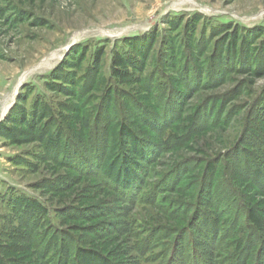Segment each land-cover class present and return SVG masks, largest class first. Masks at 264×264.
I'll list each match as a JSON object with an SVG mask.
<instances>
[{"label":"rangeland","instance_id":"374dc122","mask_svg":"<svg viewBox=\"0 0 264 264\" xmlns=\"http://www.w3.org/2000/svg\"><path fill=\"white\" fill-rule=\"evenodd\" d=\"M0 264H264V0H0Z\"/></svg>","mask_w":264,"mask_h":264},{"label":"trees","instance_id":"16d2710c","mask_svg":"<svg viewBox=\"0 0 264 264\" xmlns=\"http://www.w3.org/2000/svg\"><path fill=\"white\" fill-rule=\"evenodd\" d=\"M123 60L120 57H116L113 61V69H114V75H118L121 76V73L118 71L119 70V66L122 65Z\"/></svg>","mask_w":264,"mask_h":264}]
</instances>
